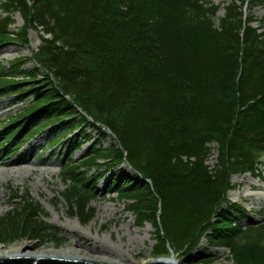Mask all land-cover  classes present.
Wrapping results in <instances>:
<instances>
[{"label":"trees","instance_id":"trees-1","mask_svg":"<svg viewBox=\"0 0 264 264\" xmlns=\"http://www.w3.org/2000/svg\"><path fill=\"white\" fill-rule=\"evenodd\" d=\"M249 2L264 0H229L216 23L220 6L209 0H0V47L26 41L35 24L53 34L29 58L0 67V94L25 104L0 124V148L15 142L18 152L46 130L53 146L77 129L80 147L91 141L86 127L95 129L109 146L93 141L85 156L65 155L60 165L59 194L82 224L93 218L98 179L125 163L133 173L118 170L106 190L137 225L154 227V256L172 250L198 260L205 236L238 264H264V218L243 227L234 208L222 206L231 174L262 175L264 33L244 14ZM16 12L23 25L13 31ZM29 60L34 67L23 69ZM211 141L213 174L204 163ZM181 154L195 160L184 163ZM11 191L0 242L64 238L28 192Z\"/></svg>","mask_w":264,"mask_h":264},{"label":"rangeland","instance_id":"rangeland-1","mask_svg":"<svg viewBox=\"0 0 264 264\" xmlns=\"http://www.w3.org/2000/svg\"><path fill=\"white\" fill-rule=\"evenodd\" d=\"M209 1L220 6L215 16L217 23L224 14L222 7L229 0ZM242 9L245 16L252 17L250 24L258 28L260 32H264V2L254 6L249 2L242 6ZM3 15L0 11V18ZM13 19L14 23L9 29L17 30L23 24L22 16L17 12ZM39 30V26L31 28L26 41L9 42L1 46L0 67H7L15 58H27L36 51L42 35ZM33 66L34 62L29 60L22 68L30 70ZM24 108L25 104L16 102L14 96L7 93L0 95V124ZM86 132L89 133L91 141L87 143L82 141L80 147L75 146L77 138L81 136L80 129H77L53 146L49 144L50 131L46 130L23 145L17 153L11 151V148L16 145L14 143H11L8 149L0 148V217L14 206L11 189H20L22 193L28 192L41 204L43 219L58 226L64 236L58 241L49 235L42 240L29 237L9 238L7 241L0 242L1 251L28 243L30 252L52 253L66 247H73L83 254H90L98 259L116 260L123 264H143L157 258L152 253L155 243L154 227L149 222L137 225L133 214L126 210V203L116 194L106 190L107 182L118 170L123 173H133L127 164L121 163L115 166L96 182V195L90 203L94 209V215L89 222L82 224L76 215L68 211L59 194L64 189L60 179L61 161L65 159V155H69L72 160L82 158L93 141L95 144L100 142L103 147L109 146L112 142L109 136L99 138L96 130L90 127H86ZM210 155L209 164H213L216 155L214 151ZM20 158H22L21 161L18 160ZM259 167L262 172L260 177L249 173H234L230 176L233 186L227 192V200L223 207L234 208L233 215L238 217V222L243 227L250 219L258 223L264 218V157ZM253 240V234L242 236L237 242V247ZM217 248L224 250H217ZM196 251L203 255L194 261H188L186 255L178 252H170L158 257H173L180 264H238L228 248L210 245L205 236L201 238Z\"/></svg>","mask_w":264,"mask_h":264},{"label":"water","instance_id":"water-1","mask_svg":"<svg viewBox=\"0 0 264 264\" xmlns=\"http://www.w3.org/2000/svg\"><path fill=\"white\" fill-rule=\"evenodd\" d=\"M167 257H157L143 264H180L175 259ZM0 264H108L104 262L85 261L67 257L37 256L30 255H9L0 256Z\"/></svg>","mask_w":264,"mask_h":264},{"label":"bare ground","instance_id":"bare-ground-1","mask_svg":"<svg viewBox=\"0 0 264 264\" xmlns=\"http://www.w3.org/2000/svg\"><path fill=\"white\" fill-rule=\"evenodd\" d=\"M19 161L22 160V158L18 159ZM7 175V173H5ZM28 243H22V245H19L17 247H9L6 250H0V256H9V255H30L32 257H37V256H55V257H67V258H73V259H79V260H85V261H94V262H105V263H113V264H123L119 261H112L108 259H98L95 257H92L90 254L86 253H81L79 249H74L73 247H66L63 249H60L56 252H48V253H43V252H30L28 250ZM217 250H224L223 248H217ZM102 253V252H101ZM109 254V253H108ZM174 259V258H172ZM97 260V261H96ZM144 263V262H143Z\"/></svg>","mask_w":264,"mask_h":264},{"label":"built area","instance_id":"built-area-1","mask_svg":"<svg viewBox=\"0 0 264 264\" xmlns=\"http://www.w3.org/2000/svg\"><path fill=\"white\" fill-rule=\"evenodd\" d=\"M182 159L185 161V160H187V157L186 156H182ZM189 159H192V158H189Z\"/></svg>","mask_w":264,"mask_h":264}]
</instances>
